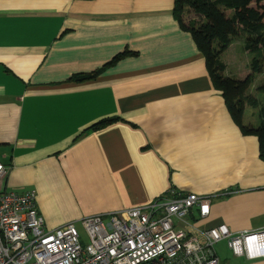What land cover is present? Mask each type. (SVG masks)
<instances>
[{
  "label": "crops",
  "instance_id": "obj_1",
  "mask_svg": "<svg viewBox=\"0 0 264 264\" xmlns=\"http://www.w3.org/2000/svg\"><path fill=\"white\" fill-rule=\"evenodd\" d=\"M174 5L0 0V163L10 168L1 190L34 191L46 230L171 191L212 197L208 218L193 213L192 231L264 230L258 139L230 118ZM124 52L134 55L94 80L71 81ZM109 118L118 121L85 132ZM215 252L220 264H264L233 255L226 241Z\"/></svg>",
  "mask_w": 264,
  "mask_h": 264
},
{
  "label": "built area",
  "instance_id": "obj_2",
  "mask_svg": "<svg viewBox=\"0 0 264 264\" xmlns=\"http://www.w3.org/2000/svg\"><path fill=\"white\" fill-rule=\"evenodd\" d=\"M9 170L0 163V264H220L215 246L222 241L233 255L264 258V230L192 231L193 213L208 218L212 197L174 191L145 207L84 219L85 242L75 224L46 230L34 191L1 190Z\"/></svg>",
  "mask_w": 264,
  "mask_h": 264
},
{
  "label": "trees",
  "instance_id": "obj_3",
  "mask_svg": "<svg viewBox=\"0 0 264 264\" xmlns=\"http://www.w3.org/2000/svg\"><path fill=\"white\" fill-rule=\"evenodd\" d=\"M173 7L174 19L184 32L191 34L204 57L210 81L222 94L230 118L244 136L258 139V154L264 162V104L246 92L254 81L255 73L261 71L264 64V0H175ZM189 15L192 18L186 19ZM239 38H243L245 52L254 55L250 65L252 74L244 80L225 76L226 65L222 61V55ZM132 55L128 52L119 54L100 71L76 75L71 81L83 83L94 80L105 68ZM257 91L264 94V84ZM247 106L258 108V125L245 124ZM116 121L117 118L101 120L85 132L101 131Z\"/></svg>",
  "mask_w": 264,
  "mask_h": 264
},
{
  "label": "rangeland",
  "instance_id": "obj_4",
  "mask_svg": "<svg viewBox=\"0 0 264 264\" xmlns=\"http://www.w3.org/2000/svg\"><path fill=\"white\" fill-rule=\"evenodd\" d=\"M190 18H192V15H189L186 19ZM242 41L243 38L233 41L231 47L225 51V54H223L224 58L222 59L226 65V74L229 77L235 79L237 78L238 80H244L246 77L252 74L250 65L252 59L254 58L253 54L245 52ZM262 66L263 67L261 68V71L255 73V78H253L254 81L246 92L256 97L261 102V104H264V94L257 91V88L264 84V64ZM245 114L247 117V121L245 120V122H248L249 124H259L258 108L247 106ZM76 229L79 232V237H81L85 242L87 240V236L83 225L77 223Z\"/></svg>",
  "mask_w": 264,
  "mask_h": 264
}]
</instances>
